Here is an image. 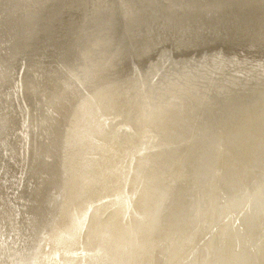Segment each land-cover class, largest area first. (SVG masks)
I'll return each mask as SVG.
<instances>
[{
    "label": "bare ground",
    "instance_id": "obj_1",
    "mask_svg": "<svg viewBox=\"0 0 264 264\" xmlns=\"http://www.w3.org/2000/svg\"><path fill=\"white\" fill-rule=\"evenodd\" d=\"M0 264H264V0H0Z\"/></svg>",
    "mask_w": 264,
    "mask_h": 264
}]
</instances>
